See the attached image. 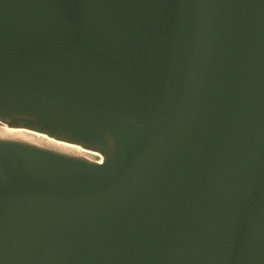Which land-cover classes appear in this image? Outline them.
I'll use <instances>...</instances> for the list:
<instances>
[{"label": "water", "instance_id": "1", "mask_svg": "<svg viewBox=\"0 0 264 264\" xmlns=\"http://www.w3.org/2000/svg\"><path fill=\"white\" fill-rule=\"evenodd\" d=\"M0 264H264V0H0Z\"/></svg>", "mask_w": 264, "mask_h": 264}, {"label": "bare ground", "instance_id": "2", "mask_svg": "<svg viewBox=\"0 0 264 264\" xmlns=\"http://www.w3.org/2000/svg\"><path fill=\"white\" fill-rule=\"evenodd\" d=\"M0 127L6 129V123L0 120Z\"/></svg>", "mask_w": 264, "mask_h": 264}]
</instances>
